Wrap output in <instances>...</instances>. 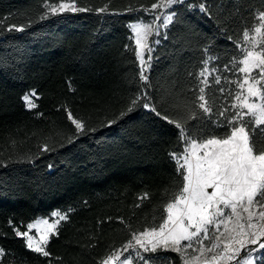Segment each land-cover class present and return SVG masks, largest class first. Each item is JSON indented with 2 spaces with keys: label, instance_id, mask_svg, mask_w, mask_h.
<instances>
[{
  "label": "trees",
  "instance_id": "1",
  "mask_svg": "<svg viewBox=\"0 0 264 264\" xmlns=\"http://www.w3.org/2000/svg\"><path fill=\"white\" fill-rule=\"evenodd\" d=\"M49 2L88 10L41 19L42 0H0V264H102L133 233L158 227L182 186L171 155L184 152L180 130L144 103L193 134L223 135L218 113L236 101L244 33L257 27L264 0L174 5L169 12L176 15L153 48L147 81L140 80L129 25L149 21L152 4L161 0ZM201 3L208 11L200 10ZM13 25L24 31L9 32ZM201 87L211 118L198 107ZM33 90L37 107L29 110L22 98ZM69 112L86 126L71 141L76 129ZM55 211L67 219L50 236L49 255L31 251L16 231ZM167 256L179 264L177 255Z\"/></svg>",
  "mask_w": 264,
  "mask_h": 264
},
{
  "label": "snow or ice",
  "instance_id": "2",
  "mask_svg": "<svg viewBox=\"0 0 264 264\" xmlns=\"http://www.w3.org/2000/svg\"><path fill=\"white\" fill-rule=\"evenodd\" d=\"M42 3L46 11L41 15V19H47L49 12L51 15H56L57 12L66 10L79 12L88 10L83 7L77 8L75 4L61 3L56 7L49 0H42ZM181 3L183 0H166V2L162 0L159 5L153 3L151 8L172 9L174 5ZM199 7L202 12L208 11V6L204 3H201ZM98 11L104 12L106 9L102 8ZM145 11L148 10L145 9ZM175 15V11H170L163 17L156 16L155 21H162L160 26L167 28ZM259 23L261 27H256L255 33L264 39V14L259 15ZM129 27L136 38L135 52L141 64L140 80L147 81L148 77L144 74L146 62L140 49L146 47L151 53L152 48L148 43V37L154 31L157 36L160 33L147 22L132 23ZM13 28L17 32L24 31L23 26L14 25L8 26L7 30L11 32ZM3 30V23L0 22V33ZM165 38H167L166 35ZM244 40H249L248 31L244 33ZM255 49L254 43L253 49H246L243 59L239 61L243 66L238 71L245 74L242 81L237 82L240 91L236 93L234 99L239 103H232L231 109L225 108L218 113L224 118L222 122H216L218 127L225 129L223 135L215 131L211 135H208L206 131L193 134L185 124L162 116L149 103H144L145 109L155 112L170 124L175 123V127L180 130V139L185 144L184 152L171 155L177 162L179 175L182 176V186L173 201L166 204L164 211L167 216L162 217L163 222L158 227L133 233L131 240L123 246L122 250H116L102 264H109L113 259L119 261V264H133L134 261L138 264H157V262L166 264L167 257L146 256L145 253L150 251L156 253L158 249H163L180 253L183 258L187 249L197 251L195 245H199L198 251L201 256L213 253L210 257L212 264L232 260H235V264H264V252L260 251L264 250V242H262L264 238V143L257 136L259 132V136L264 137V127H262L264 126V48ZM148 59L151 60V55ZM208 62L206 60L205 64L207 65ZM254 70H258L257 75H253ZM207 72L208 68L205 67L200 73L203 84H207L205 75ZM216 82H220L219 77L216 78ZM245 85H247L246 89ZM220 91L223 92V89ZM245 91L247 95L243 94ZM199 92L198 99L202 103L198 107L211 118L212 109L208 106L204 95L205 88L201 87ZM33 97H37L35 90L22 98L29 109L37 107ZM252 97L255 100H250ZM144 98L147 99L146 96ZM140 99V96L132 99L128 108L129 112L135 108ZM245 109L247 111H244ZM124 114L121 113V115ZM245 117L249 119L246 120ZM193 118H196V114ZM68 119L76 129V134L70 137V141L77 139L79 134L86 133L85 124L75 119L70 112ZM113 122L109 121L108 126H111ZM50 150L48 146L43 148V151ZM49 167L51 168L52 165ZM208 189L212 191L209 192ZM245 213H247L246 221ZM52 216L57 218L54 222L50 223L49 219H38L35 223L28 224L29 231L17 230L16 236L26 238V246L31 251L48 256L45 246L49 235L57 234V225L60 221L67 219L66 215L60 212H53ZM233 218H235L234 223ZM230 223H233L232 228H229ZM221 225L224 226L223 231L220 230ZM209 226H213L217 234L214 235L212 243L205 247L203 242L211 238ZM32 229L39 234L38 242L33 235H30ZM201 234H203L202 238ZM221 242H223V249L217 251ZM248 245H257V247L249 248ZM129 249L132 251L130 252ZM242 251L247 253L246 257L241 256ZM125 252L128 253L127 256L124 255ZM2 255L3 251L0 250V256ZM192 259H198V257L193 256ZM185 264H189L187 259Z\"/></svg>",
  "mask_w": 264,
  "mask_h": 264
},
{
  "label": "rangeland",
  "instance_id": "3",
  "mask_svg": "<svg viewBox=\"0 0 264 264\" xmlns=\"http://www.w3.org/2000/svg\"><path fill=\"white\" fill-rule=\"evenodd\" d=\"M184 1V0H183ZM166 2V0H165ZM162 3V0L160 2V4ZM61 4V3H60ZM60 4L58 5H55L56 7H58ZM64 4H69V3H64ZM170 9H166L164 7H158L156 9H154V14H152L151 16V19L149 21H147V23L151 24L153 26V28L155 30H158L160 35L157 36L155 34V31L153 32L152 35H150L148 37V43L149 45L151 46L152 48V51H153V48L155 47V45L157 44L156 41H159L160 37L163 35L164 31H165V28L164 27H161V23L162 21H155V17L156 16H161L163 17L167 12H169ZM63 12H74V11H70V10H66V11H63ZM63 12H57V14L59 13H63ZM50 13V12H49ZM51 14V13H50ZM261 15V14H260ZM259 18V16H258ZM138 22H142V21H138ZM136 23V22H135ZM257 27H261V24L258 22V25ZM255 38V39H253ZM133 40L136 44V38L133 34ZM256 44V49L255 50H260V48H264V39H262V37L259 35V34H256L255 33V28L249 33V40L248 41H245L243 39V55L245 54V50H252L253 49V44ZM137 47V45H136ZM142 54H143V57L145 59V75L147 76L148 72H149V68H150V63H151V60L149 61L148 57L149 55H152V51L151 53H149L148 49L145 47V48H142L140 49ZM243 59V58H242ZM139 61V60H138ZM139 65H140V69H141V64H140V61H139ZM243 65H241L242 67ZM205 67L208 68V72L205 73V75L208 77L209 75V62L207 63V65H205ZM205 69V68H204ZM258 74V70H254L253 71V75H257ZM244 73H241V79L240 81H242L243 77H244ZM247 88V85H245V89ZM240 91L239 88H237V92ZM30 94V93H29ZM244 95H247V92L245 91L243 93ZM37 97H33V100L34 102L36 101ZM250 100H255L254 97L250 98ZM235 103H239L238 101H235ZM26 107L28 108V106L26 105ZM29 109V108H28ZM33 109V108H32ZM32 109H29V110H32ZM244 111H247L246 109ZM209 192H211L212 190L211 189H208ZM230 211V210H229ZM55 212H59V211H55ZM61 213V212H60ZM63 214V213H61ZM65 215V214H63ZM166 216H167V213H166ZM165 216V217H166ZM244 217H245V221L247 220V213L244 214ZM49 222H54L57 218L56 217H53L52 214L49 218ZM234 220L235 218H233V223H234ZM65 221V220H64ZM36 222V221H35ZM33 222V223H35ZM63 221H60V223L57 225V228L59 227V225L62 223ZM233 223H230L229 224V228H232L233 227ZM43 228V226H41ZM194 230V229H193ZM209 230H210V235H211V238L209 240H205L203 243H204V246L207 247L209 246L211 243H212V239H214V235L217 234L215 233V230H214V227L213 226H209ZM221 231L224 230V226L221 225V228H220ZM27 231L28 230V227H27ZM30 235H33L34 239L38 242L39 241V234L36 232L35 229H32L30 231ZM52 234L49 235V238ZM227 235V234H226ZM203 237V234H201V238ZM263 239V238H262ZM49 241V240H48ZM222 241H223V238H222ZM25 242L27 243L26 241V238H25ZM182 243H187V242H182ZM133 244H135V242L133 241ZM235 246V245H234ZM138 247V246H137ZM195 247L197 248V251H193L192 249H187L185 252H184V257L182 258L181 254L180 253H177V252H174V251H164L163 249H158L156 253H152L151 251L148 252V253H145L146 256H165L167 257V262L166 264H172V261L170 260V258L167 256L168 253H173L174 255H177V259L179 261V264H185V259L188 260L189 264H212L211 260H210V257L211 255H213V253H206L204 256H201L198 249H199V245H195ZM249 248H256L257 245H248ZM223 249V242L220 243V246H219V249H217V251L219 250H222ZM122 250V249H121ZM129 251L131 252L132 250L129 249ZM125 256L128 255L127 252L124 253ZM258 255V254H257ZM193 256H196L198 257V259H192ZM241 256H247V253L242 251L241 252ZM108 258V257H107ZM207 258V259H206ZM227 261H220L219 264H225ZM109 264H119V261L113 259L112 261L109 262ZM133 264H138V262L134 261ZM157 264H159V262H157Z\"/></svg>",
  "mask_w": 264,
  "mask_h": 264
},
{
  "label": "built area",
  "instance_id": "4",
  "mask_svg": "<svg viewBox=\"0 0 264 264\" xmlns=\"http://www.w3.org/2000/svg\"><path fill=\"white\" fill-rule=\"evenodd\" d=\"M225 264H235V260L227 261Z\"/></svg>",
  "mask_w": 264,
  "mask_h": 264
}]
</instances>
